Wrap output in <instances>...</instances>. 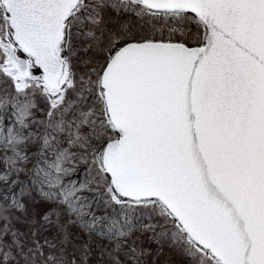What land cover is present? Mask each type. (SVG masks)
Listing matches in <instances>:
<instances>
[{
  "label": "snow or ice",
  "instance_id": "snow-or-ice-1",
  "mask_svg": "<svg viewBox=\"0 0 264 264\" xmlns=\"http://www.w3.org/2000/svg\"><path fill=\"white\" fill-rule=\"evenodd\" d=\"M0 264H264V0H0Z\"/></svg>",
  "mask_w": 264,
  "mask_h": 264
}]
</instances>
